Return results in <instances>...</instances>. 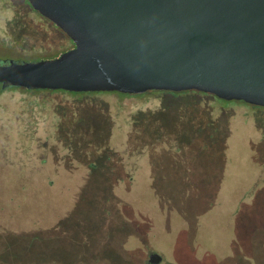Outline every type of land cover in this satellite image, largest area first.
Segmentation results:
<instances>
[{
    "label": "rangeland",
    "instance_id": "obj_1",
    "mask_svg": "<svg viewBox=\"0 0 264 264\" xmlns=\"http://www.w3.org/2000/svg\"><path fill=\"white\" fill-rule=\"evenodd\" d=\"M11 18L0 58L60 54ZM237 101L0 85V264H264V108Z\"/></svg>",
    "mask_w": 264,
    "mask_h": 264
},
{
    "label": "water",
    "instance_id": "obj_2",
    "mask_svg": "<svg viewBox=\"0 0 264 264\" xmlns=\"http://www.w3.org/2000/svg\"><path fill=\"white\" fill-rule=\"evenodd\" d=\"M74 42L0 63V84L71 92L196 90L264 107V0H29ZM150 251L147 262L161 264Z\"/></svg>",
    "mask_w": 264,
    "mask_h": 264
},
{
    "label": "flooded vegetation",
    "instance_id": "obj_3",
    "mask_svg": "<svg viewBox=\"0 0 264 264\" xmlns=\"http://www.w3.org/2000/svg\"><path fill=\"white\" fill-rule=\"evenodd\" d=\"M3 2V0H0V3H2ZM4 2H6L7 3V6L6 7H3V6H1L0 7V11L2 10V11H4V18L6 19V17H8V16H10V17H12L9 21H11V22H7L6 21V23L9 25V26H12L15 22H17V23H20V24H22V28H24L25 30H26V35H27V32H29V30L31 31V30H33V31H43L46 35H47V33H57V35H58V37L56 38V39H51L52 41H50L49 43H45V45H46V47H51V46H55V48L57 49V50H60V54L64 51V50H66V49H63V45L61 44V45H58V44H60L59 42L61 41V40H63L64 39V35L66 34L61 28H59L56 24H54L51 20H49L48 18H46L45 16H43L42 14H40L35 8H33V6L30 4V2H29V0H20V2H21V5H20V3L18 4V5H20V6H18V7H15V6H13V4H12V2L13 3H15V0H4ZM3 2V3H4ZM2 5V4H1ZM26 8H29V10L30 9H32L37 15H38V17H39V21H36L35 19H34V21L32 20L33 18L32 17H29L28 16V14L29 13H27V11L25 10ZM17 10H19V11H17ZM15 11H17V12H19L18 13V17H16L17 15H15ZM24 19H27V21H25ZM28 20L29 21H31L32 23H34L33 25H31V26H29V25H27V22H28ZM25 21V22H24ZM36 23V24H35ZM32 26H33V28H32ZM35 26V27H34ZM12 27H14V26H12ZM45 35V37H47ZM61 35H63V36H61ZM66 37L67 38H69L67 35H66ZM48 38V37H47ZM70 39V38H69ZM54 40V41H53ZM71 40V39H70ZM71 43L73 44V46H74V42L71 40ZM44 45V46H45ZM72 46V47H73ZM72 47H69V49L70 48H72ZM68 50V49H67ZM60 54H57V55H55V56H52V57H46V58H41V59H47V58H53V57H56V56H58V55H60ZM10 59H8V58H0V63H3V62H5V61H9ZM19 61V60H18ZM1 85V87H3L2 86V84H0ZM3 88H21V87H14V86H7V87H3ZM204 93V92H203ZM233 102V101H232Z\"/></svg>",
    "mask_w": 264,
    "mask_h": 264
},
{
    "label": "trees",
    "instance_id": "obj_4",
    "mask_svg": "<svg viewBox=\"0 0 264 264\" xmlns=\"http://www.w3.org/2000/svg\"><path fill=\"white\" fill-rule=\"evenodd\" d=\"M21 88H23V87H21ZM23 89L28 90V91L48 90V89H32V88H23ZM53 91H56V90H53ZM60 91H65V90H60ZM65 92H70V93H73V94H86V93H118V94H121V95L143 96V95H146V94H149V93H161V92H166V91H164V90H151V91H148V92L142 93V94H127V93H121V92H71V91H65ZM186 92H199V93H203V92L196 91V90H190V91H186ZM174 93H180V92H174ZM203 94H210V93H203ZM237 102H244V101H237ZM246 104L251 105L249 103H246ZM252 106H255V105H252ZM257 107L264 108L262 106H257ZM143 264H149L147 262V259L146 260H143Z\"/></svg>",
    "mask_w": 264,
    "mask_h": 264
}]
</instances>
